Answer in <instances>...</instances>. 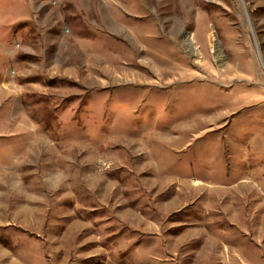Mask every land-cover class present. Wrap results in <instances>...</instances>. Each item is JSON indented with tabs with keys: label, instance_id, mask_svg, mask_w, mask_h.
<instances>
[{
	"label": "rangeland",
	"instance_id": "374dc122",
	"mask_svg": "<svg viewBox=\"0 0 264 264\" xmlns=\"http://www.w3.org/2000/svg\"><path fill=\"white\" fill-rule=\"evenodd\" d=\"M0 264H264V0H0Z\"/></svg>",
	"mask_w": 264,
	"mask_h": 264
},
{
	"label": "bare ground",
	"instance_id": "6f19581e",
	"mask_svg": "<svg viewBox=\"0 0 264 264\" xmlns=\"http://www.w3.org/2000/svg\"><path fill=\"white\" fill-rule=\"evenodd\" d=\"M191 44V43H190ZM192 45V44H191Z\"/></svg>",
	"mask_w": 264,
	"mask_h": 264
}]
</instances>
